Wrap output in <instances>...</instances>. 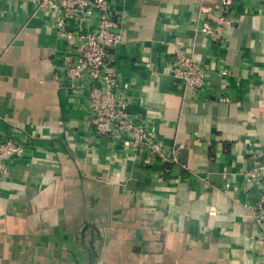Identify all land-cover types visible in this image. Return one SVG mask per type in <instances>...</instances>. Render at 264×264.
Segmentation results:
<instances>
[{"label": "crops", "instance_id": "0c3cea01", "mask_svg": "<svg viewBox=\"0 0 264 264\" xmlns=\"http://www.w3.org/2000/svg\"><path fill=\"white\" fill-rule=\"evenodd\" d=\"M107 2L122 40L106 70L177 160L94 135L50 16L0 0V130L23 146L0 176V264H264L248 209L264 176L244 177L253 151L264 166V0H234L217 43L197 27L220 0ZM180 53L209 67L202 90L169 74Z\"/></svg>", "mask_w": 264, "mask_h": 264}, {"label": "built area", "instance_id": "2783aa9c", "mask_svg": "<svg viewBox=\"0 0 264 264\" xmlns=\"http://www.w3.org/2000/svg\"><path fill=\"white\" fill-rule=\"evenodd\" d=\"M34 1L38 10L50 16L54 31L68 44L61 69L70 87L87 92L92 133L105 139L117 135L127 152L147 151L163 162H176V157H165L160 139L149 130L148 125L141 119L133 118L127 111L128 99L117 75L106 70L110 51L122 40L119 23L109 12L107 0ZM233 1L220 0L215 23L202 19L197 33L216 43L222 42L223 25L231 12ZM91 24L92 29L82 30L85 25ZM208 71L207 65H200L192 56L182 53L168 63L171 77L192 92L202 90ZM22 152L21 141L0 130V176L6 173L7 162ZM252 155L256 161L244 175L248 183L260 181L264 176V166L258 160L257 153L253 151ZM225 187L229 189L230 184L226 183ZM248 209L256 224L263 229L260 241L264 243V190L260 200Z\"/></svg>", "mask_w": 264, "mask_h": 264}]
</instances>
